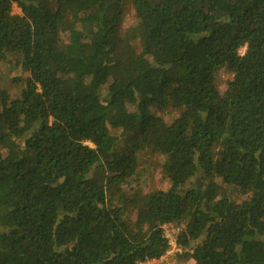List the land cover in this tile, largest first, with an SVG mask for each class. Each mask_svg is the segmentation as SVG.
Wrapping results in <instances>:
<instances>
[{
    "label": "trees",
    "instance_id": "obj_1",
    "mask_svg": "<svg viewBox=\"0 0 264 264\" xmlns=\"http://www.w3.org/2000/svg\"><path fill=\"white\" fill-rule=\"evenodd\" d=\"M125 1L0 0V64L27 74L0 86V264H142L165 225L181 259L264 264V0H127L128 30ZM143 151L170 185L128 212Z\"/></svg>",
    "mask_w": 264,
    "mask_h": 264
},
{
    "label": "rangeland",
    "instance_id": "obj_2",
    "mask_svg": "<svg viewBox=\"0 0 264 264\" xmlns=\"http://www.w3.org/2000/svg\"><path fill=\"white\" fill-rule=\"evenodd\" d=\"M122 12L124 14V22L123 28L125 30L130 29L135 24V16L134 12L130 6V3L126 0L123 4ZM12 14L13 15H20V10L13 5L12 7ZM244 52V49L241 50V53ZM62 66V65H59ZM70 70V69H69ZM71 75H75L73 71H69ZM76 73V72H75ZM27 78V74L23 73L20 68L17 66L2 63L0 64V86L7 91L10 98L14 99L20 95L22 90V83L21 79ZM231 79L229 74H226L223 70L218 72L217 81L219 84V89L221 93H223L226 89V82ZM105 93V90L103 91ZM151 113L157 117L163 119L166 123H171L179 116V112L177 109L172 108L171 106H165V108L160 109L157 106L151 107ZM111 135L117 137L119 140L120 146H125V143L120 138L121 132L120 131H111ZM110 143V142H109ZM108 143V144H109ZM89 146L91 144L87 143ZM106 150L100 149L99 153L102 157L105 156ZM163 162L164 157L161 155H157L148 151H143L138 154L137 156V166L136 171L133 177L128 181L127 186H123L122 191L124 192L125 198L122 200L121 206H125L128 212L132 211L131 205L129 204V197L134 192H139L142 194H149L153 191H167L169 188V181L165 172L163 171ZM230 198L233 201L240 202L241 200L245 199L234 190H230ZM134 218V216H132ZM180 227L169 225L168 230L170 232L175 231L178 233L177 230ZM182 253V251H181ZM175 254L160 264H194L192 260L186 258L181 259L180 254Z\"/></svg>",
    "mask_w": 264,
    "mask_h": 264
},
{
    "label": "built area",
    "instance_id": "obj_3",
    "mask_svg": "<svg viewBox=\"0 0 264 264\" xmlns=\"http://www.w3.org/2000/svg\"><path fill=\"white\" fill-rule=\"evenodd\" d=\"M168 226L169 225H165L163 226V236L164 238L167 240L168 242V250L167 252L159 259L156 260H147L146 262L142 263V264H160L163 261H165L166 259H168L169 257L181 253V249L178 245V233H175V231L170 232L168 230ZM177 232H179V229L177 230Z\"/></svg>",
    "mask_w": 264,
    "mask_h": 264
}]
</instances>
